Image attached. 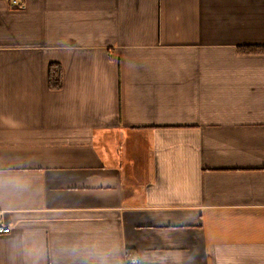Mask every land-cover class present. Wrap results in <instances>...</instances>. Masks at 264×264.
Returning <instances> with one entry per match:
<instances>
[{"label":"crops","instance_id":"1","mask_svg":"<svg viewBox=\"0 0 264 264\" xmlns=\"http://www.w3.org/2000/svg\"><path fill=\"white\" fill-rule=\"evenodd\" d=\"M247 46L264 0H0V264H264Z\"/></svg>","mask_w":264,"mask_h":264},{"label":"trees","instance_id":"2","mask_svg":"<svg viewBox=\"0 0 264 264\" xmlns=\"http://www.w3.org/2000/svg\"><path fill=\"white\" fill-rule=\"evenodd\" d=\"M240 51L244 53H264V47L259 46H247L242 47ZM49 84L53 89H57L61 86V68L58 65L52 64L49 72Z\"/></svg>","mask_w":264,"mask_h":264},{"label":"built area","instance_id":"3","mask_svg":"<svg viewBox=\"0 0 264 264\" xmlns=\"http://www.w3.org/2000/svg\"><path fill=\"white\" fill-rule=\"evenodd\" d=\"M14 3H17V0H14ZM12 230L11 226H9L0 215V233H8Z\"/></svg>","mask_w":264,"mask_h":264},{"label":"bare ground","instance_id":"4","mask_svg":"<svg viewBox=\"0 0 264 264\" xmlns=\"http://www.w3.org/2000/svg\"><path fill=\"white\" fill-rule=\"evenodd\" d=\"M19 3V2H18ZM17 4V3H16Z\"/></svg>","mask_w":264,"mask_h":264}]
</instances>
